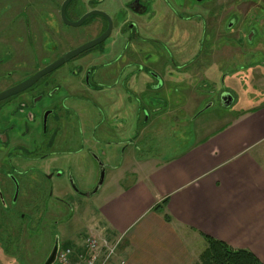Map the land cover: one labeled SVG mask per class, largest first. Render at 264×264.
Segmentation results:
<instances>
[{"label":"flooded vegetation","instance_id":"obj_1","mask_svg":"<svg viewBox=\"0 0 264 264\" xmlns=\"http://www.w3.org/2000/svg\"><path fill=\"white\" fill-rule=\"evenodd\" d=\"M65 1L30 0L21 12L17 10L16 16L24 17L17 21L9 20L13 9H18L15 4L0 0V43L14 44L11 54L15 59L11 62L24 60L26 46L36 53L31 73L21 77L8 72L0 79V83L8 82L0 94L30 81L67 54L104 37L96 45L66 58L22 91L0 99V264H45L55 246L54 264H59L62 248L56 231L69 203L62 197L63 184L57 181L68 179L72 191L85 196L74 184L73 174L64 167L92 159L101 175L105 161L95 152V144L103 142L113 148L124 143L138 144L144 118L156 111L152 106L146 109L140 97L144 89L151 91L152 104L158 99L153 94L155 89L166 82L158 65L160 34L155 21L158 16L168 21L164 37L171 39L172 44L178 45V41H174L170 25L178 26L183 38L195 47L193 52L189 51L191 57H183L181 66L175 62L177 69L184 71L179 79L210 83L215 80L211 71L224 69L229 59L240 56L236 51L246 50L247 54L254 50L249 47L254 41L252 26L264 22V0H186L188 9L194 8L196 13L180 18L187 22V28L178 24L171 0H108L117 1L108 6L104 4L106 0H71L65 8L66 20L62 17ZM76 1L83 6L81 14L72 8ZM246 5L248 12L242 16L241 7ZM256 10L261 19H255L251 13ZM89 14L92 15L81 25H75ZM62 25L83 31L75 35L71 29H61ZM83 37L84 43L72 46V42ZM184 48L179 53H185ZM224 48L235 53L226 60L212 61ZM46 59L49 61L45 62ZM0 63L5 66L7 62ZM257 66L264 69V63H250L251 69ZM233 71L224 72V84L234 77ZM225 94L228 92H222L221 101ZM85 105L99 110L103 107L104 113L107 112L101 127L88 120L90 112ZM127 105L136 130L128 142L124 134L126 120L121 116ZM108 108L110 112L114 109L115 118L109 117ZM97 131L112 133L117 141L97 140ZM48 236H53V240Z\"/></svg>","mask_w":264,"mask_h":264},{"label":"crops","instance_id":"obj_2","mask_svg":"<svg viewBox=\"0 0 264 264\" xmlns=\"http://www.w3.org/2000/svg\"><path fill=\"white\" fill-rule=\"evenodd\" d=\"M196 98L187 96L180 111L192 114ZM125 158L126 174L136 177L87 228L117 244L107 264H198L205 236L249 250L264 264V105L169 157Z\"/></svg>","mask_w":264,"mask_h":264},{"label":"rangeland","instance_id":"obj_3","mask_svg":"<svg viewBox=\"0 0 264 264\" xmlns=\"http://www.w3.org/2000/svg\"><path fill=\"white\" fill-rule=\"evenodd\" d=\"M7 1L14 3L15 7L18 8L13 9L9 20L15 19L19 21V19H24L23 15L17 17L16 12L17 10L21 12L23 6L30 0ZM78 2L80 1H76L72 8L76 13L81 14L83 12V6ZM108 3H117V1L108 2V0H106V2H104L105 6H108ZM77 4L78 6L76 8ZM171 5L174 6V9L178 12L174 13L178 15L175 16L178 18V24H184L183 26L187 28L189 26L187 22L185 21V25L180 18H182V15L188 16L196 14L194 8L189 10V5L186 0H171ZM248 8V5L241 7L242 16L248 12ZM257 12L256 10L251 13L254 14L255 19H261L262 16ZM44 17L48 18L46 16ZM155 21L157 22V30L160 34L159 52L157 55L160 61L158 65L161 69L160 72L155 68L153 69L159 72L166 82L163 84L159 82L161 87L158 89L156 88L153 93L158 99L152 102V104L149 100V94H152L151 91H146L144 89V95L140 97L141 103L146 109L149 110L150 106H152L156 108V111L148 119L144 118L145 124L142 131L139 132L140 139L138 144L129 146L124 143L118 148L105 146L103 142L95 144V152L105 161V176L100 189L90 197L75 194L71 189L70 181L66 178L57 181L63 184L64 191L62 197L68 201L69 206L63 212L62 220L56 234L58 233L61 239V248L71 249L74 255L82 252L87 239L90 237L87 232V228L90 226L89 223L94 220L95 215L97 216L99 214L100 207L119 187L127 186L132 177H136L135 174H131V172L128 175L126 174L129 166L127 167V165L124 164L126 163V158L122 160L120 155L122 157L129 155L133 157V159L138 158L136 160L138 162L142 160V157H169L177 151L185 149L197 139L204 137L207 132L215 131L222 125H225L232 118L236 117L237 114L254 110L258 108L259 105H264V69L261 66H257L255 69L250 68V63H264V22H259L262 23L261 26L257 24L252 26V28H254V41L249 43V47H251V49L254 48V50L247 54L245 53L246 50H238L236 52H239L240 56H234L225 63L224 69L222 70L228 72L234 69L233 72L235 74L232 79H228L224 84V81H222L224 72L222 70H218L217 72L214 70L211 71L215 79L214 83L207 82V80L195 82L190 79H179V74L182 76L184 71H180L177 68L184 62L183 57L185 55L191 57L192 53L190 55L189 51L193 52L195 47H193L192 42L190 44V41L188 42L184 39L185 36L182 35V31H179L178 26L174 25H170L169 29L174 33L173 39L175 38L174 41L176 40V43L178 41V45L172 44L171 39L169 40L164 37V35H166L165 32H167L166 28L168 21L161 15L160 17L158 16ZM253 22L254 20L250 23ZM61 27L55 26V28H61L65 31L71 29L63 25ZM71 30H73L72 33L75 35H78L81 30L83 31V29L79 31V29L75 28ZM86 35L90 37V33ZM84 40L86 39L84 38L79 42H72L71 44L74 47L84 43ZM13 46L14 44L11 46L9 43H0V61L7 62L5 66H0V79L6 77L7 74H9L8 72L22 77L31 73L32 69H34V64L36 63L35 50L29 47L27 48L26 46L24 56H22L24 60H22V62H11L15 59L14 55H12ZM183 48L186 49V51L183 50L185 53H179ZM67 49L69 50L70 48L67 47ZM234 53L235 50L224 48L222 52L214 55L212 61L226 60ZM37 55L40 56L38 53ZM243 55L245 56L243 57ZM44 61L48 62L49 59ZM175 62L178 63L179 66ZM7 83V81H5V83H0V89L4 88V85ZM222 92H228V94L233 97L231 106H223L221 101ZM187 96H192L193 98L195 96L197 97V102L193 105V110L191 111L192 114L182 113L179 109ZM85 107H88L89 111L87 112H90L88 120H92L93 124L101 127L102 120L105 118V113L107 112L104 113L103 107L101 110L87 105H85ZM176 107H178V109ZM109 110L110 108H108L109 117L111 119L115 118L116 113L114 109L112 111L113 113ZM167 111H171L172 113ZM131 113L132 111L129 105H127L126 108L124 107V110L121 112V116L126 120L124 134L127 142L133 139L136 131ZM165 113L172 115L166 116ZM102 132L97 131V140L105 138L112 142L117 141L115 138L116 136L114 137L112 133L105 135V131ZM68 167L69 168L65 166L64 170L73 174V182L83 195L91 193L96 189L100 181V174L98 165L94 160L82 159L78 162H74V165ZM96 228L98 231L99 227ZM48 237L53 240V236ZM19 263H21V261H19Z\"/></svg>","mask_w":264,"mask_h":264},{"label":"trees","instance_id":"obj_4","mask_svg":"<svg viewBox=\"0 0 264 264\" xmlns=\"http://www.w3.org/2000/svg\"><path fill=\"white\" fill-rule=\"evenodd\" d=\"M168 203V199L154 207L155 211L162 212ZM167 221H171L166 216ZM208 247L201 255V263L198 264H263L251 251L246 249H234L225 242L205 236Z\"/></svg>","mask_w":264,"mask_h":264},{"label":"built area","instance_id":"obj_5","mask_svg":"<svg viewBox=\"0 0 264 264\" xmlns=\"http://www.w3.org/2000/svg\"><path fill=\"white\" fill-rule=\"evenodd\" d=\"M117 244L105 237L90 236L82 252L74 255L71 249L63 248L59 254V264H107L115 253Z\"/></svg>","mask_w":264,"mask_h":264},{"label":"water","instance_id":"obj_6","mask_svg":"<svg viewBox=\"0 0 264 264\" xmlns=\"http://www.w3.org/2000/svg\"><path fill=\"white\" fill-rule=\"evenodd\" d=\"M70 1H71V0H67V1H65V3H64L63 6H62V17H63L65 20H66V17H65V8L67 7V5H68V3H69ZM92 14H94V13H92ZM92 14H89V15L85 16V17H84L83 19H81L78 23H75V25H77V26L81 25V24L84 22V20H85L86 18H88V17H89L90 15H92ZM103 39H104V37L101 38V39H100L99 41H97V42H94V43L88 44V45L84 46V47L81 48V49H78V50H76V51H73V52L67 54L63 60L61 59L60 61H58V62L55 63L53 66H51V67H49L48 69H46L45 71H43V72L37 74V75H36L33 79H31L30 81H28V82H26V83H24V84L18 86L17 88H15V89H13V90H10V91H7V92H5V93H3V94H0V99H3V98L6 97L7 95H10V94H16V93L22 91L24 88H26L27 84H31L32 82H34V80H36V78L41 77L42 75L46 74L48 71L53 70V68H55V67L59 66L61 63H63V61H64L66 58H69V57H72V56L77 55L78 53L84 51L85 49L90 48V47L96 45L97 43L101 42ZM232 103H233V97H232L230 94H225V95L222 96V104H223V106H227V107H229V106L232 105ZM104 176H105V167H104V166H101L100 181H99V183H98L96 189H95L93 192H91V193H86V194H84V195L87 196V197H90L91 195L95 194V193L100 189V187H101V185H102V183H103V180H104ZM76 190L78 191V189H76ZM78 192H79V191H78ZM56 250H57V246L54 247L51 256L49 257V259L47 260V262H46L45 264H54V262H55V259H54V258H55Z\"/></svg>","mask_w":264,"mask_h":264}]
</instances>
